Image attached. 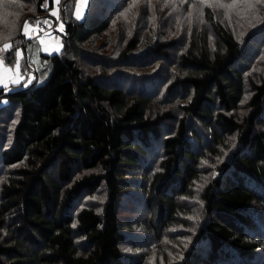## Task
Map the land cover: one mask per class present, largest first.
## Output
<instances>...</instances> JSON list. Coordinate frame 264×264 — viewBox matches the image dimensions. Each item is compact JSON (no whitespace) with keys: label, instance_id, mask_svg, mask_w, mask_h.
I'll return each mask as SVG.
<instances>
[{"label":"trees","instance_id":"trees-1","mask_svg":"<svg viewBox=\"0 0 264 264\" xmlns=\"http://www.w3.org/2000/svg\"><path fill=\"white\" fill-rule=\"evenodd\" d=\"M62 1L66 42L41 53L51 65L46 81L0 86V264H264V72H253L248 57L262 31L247 45L236 13L187 0L204 24L196 21L173 59L179 38L160 25L119 53L113 7L105 15L90 0L79 20L67 11L77 0ZM0 2L6 19L13 15L1 42L9 62L25 49L26 71H36L24 25L48 22L55 0ZM96 36L105 59L85 46ZM132 54L166 61L164 83L156 88L151 76L139 91L104 83L121 66L116 59ZM94 194L105 195L100 211L76 207ZM135 195L156 240L146 256L124 249L135 225L123 207Z\"/></svg>","mask_w":264,"mask_h":264},{"label":"rangeland","instance_id":"rangeland-1","mask_svg":"<svg viewBox=\"0 0 264 264\" xmlns=\"http://www.w3.org/2000/svg\"><path fill=\"white\" fill-rule=\"evenodd\" d=\"M4 1V0H3ZM14 1V0H12ZM20 3L22 6H26L27 8H30L32 5L31 0H16ZM100 3V7L103 8L102 13L104 12L105 15H108L110 10H112L111 7L115 9V14L113 16V25L112 30L109 33L113 40H118V43L120 44L119 53L124 46L122 42L127 40L128 38L132 37L134 34L140 32L143 33L146 29L155 30V28L160 25V28L164 29V34L167 37L176 36L179 38V44L176 46V50L173 52L172 48V54L169 56V58H174L176 56V52L180 51L182 47L186 44L188 35H192L193 33V27L196 26L197 20H201V27L204 24V20L201 17L200 19H197L198 17V5L194 6V4H189L187 0H150L151 5L147 8H142L144 4H146L145 0H97ZM198 4L202 5V7H205V5L209 4L207 2H215L216 4H224L223 0H196ZM235 2V8H227L224 7L226 12H229L231 15L236 13L237 17H235V24H236V33L239 37L245 38L248 34H250L244 41L248 45L250 41L254 40L253 36L262 31L260 34H257L255 36V39H259V43L251 48L250 52L248 53V57L250 58L249 63L252 68L253 72H264V0H234ZM2 2V1H1ZM0 2V3H1ZM62 0H59V3L55 2V7L52 11H57L58 16L50 15L48 18V23L54 24L55 20L57 22L56 26L57 29L53 31L52 33H48L44 36H37L34 31L31 29L32 24L36 23L35 20H28L27 23L31 26L29 30V35L26 36V39L29 41L28 44V59L29 61L35 66L36 71L34 70L33 66H31V70L26 71V63L24 61V58L26 59V53L25 49L24 52H18L17 56H15V53H12L11 59L12 61L9 62L8 60V52L10 53L9 48L5 50V44H1V42L6 38L5 34L7 33V30H4L3 28H7V25L11 21V18L13 15H10L7 19L4 15V13H10L8 11V8H4L3 5L0 6V61H2V65H4L7 70L12 73L13 76H7L5 81H0V86H6L8 89L13 88L15 84L21 83L24 79L25 82L23 86L29 85L34 78H36V83L41 84L44 83L48 77L49 70L51 68V65L49 63H45L42 57V52L44 53H59L62 51L64 44L66 42V39L63 38V34L66 32L64 21H63V7H62ZM90 0H77V4L75 8L72 10L71 5L69 3L68 6V13L71 16L72 11L73 13L78 16L79 14V20L84 18V11L85 8L89 5ZM189 6L187 7V5ZM247 4L254 5L253 8L250 10L247 8ZM157 6L159 10H161V19L156 18V13L154 6ZM225 5V4H224ZM229 5V4H226ZM243 5V6H242ZM185 7H187L185 9ZM239 7V8H238ZM83 9V10H82ZM185 9V10H184ZM12 11V9H10ZM184 10V11H182ZM51 11V12H52ZM131 11L133 13H131ZM13 12V11H12ZM101 13V14H102ZM184 14L185 17L191 18L189 20H185L183 18H180V16ZM174 16H178V19H176L174 22L172 21V18ZM260 16H263L262 19L259 21ZM34 21V22H33ZM44 21V20H43ZM237 21V23H236ZM3 22V23H2ZM45 22V21H44ZM6 24V25H4ZM4 26V27H1ZM61 25H63V29L60 30ZM253 34V35H251ZM123 36H126L125 38H121ZM43 39L44 43L41 44L40 40ZM120 38V39H119ZM99 37H95L90 43L85 45L87 47V50L90 54H95V52L99 55L100 59L102 56V59H105L106 54H101L100 49L105 50V48H101ZM108 40H110L109 34H108ZM49 45H48V44ZM8 45V44H7ZM49 48L47 49V47ZM118 53V54H119ZM117 54V55H118ZM104 55V56H103ZM90 59L96 58L95 56L89 57ZM91 59V60H92ZM152 57L143 58V56L132 54L127 59H116V61H121V66L118 67H111V71L114 70L109 76H103L104 83H113V81H116L118 84H124L125 89H128L129 86L133 85L135 91H139L140 88L143 85H146V82L148 79L152 76L153 78V85L157 88L158 86H161L164 83V77L165 73H161L160 70L162 68H166L168 66V63L163 60H150ZM84 60V59H82ZM27 61V59H26ZM104 61V60H103ZM112 65V64H110ZM26 72V74H23L22 72ZM48 71V72H47ZM24 72V73H25ZM47 72V74H45ZM109 77V78H108ZM108 78V79H107ZM107 80V81H106ZM15 81L16 83H14ZM148 89L146 92H149V87L152 89V87L147 84ZM149 93H154L149 92ZM168 127L166 126L165 129ZM153 146H157V144H153ZM146 165H151L153 157H146ZM1 182V179H0ZM81 199V200H80ZM142 197L140 195H135V198L130 197L129 199H126V204L123 207L122 217L127 219L129 223H134L135 227L129 231V234H127V243H130L129 245H126L124 248L125 251L132 254L134 253V250L142 254V256H146L151 250V248H154L153 246L156 243L155 237H153L147 230L145 226V204L142 202ZM105 200V195H91V196H85V198H79L76 202V207L84 206L85 204H91L90 206H93L98 211L101 210V203ZM191 215L188 216V222L195 221L196 214L190 213ZM162 241V240H161ZM165 242L167 240H164ZM150 248V249H149ZM154 250V249H152ZM160 262L154 260L153 264H160Z\"/></svg>","mask_w":264,"mask_h":264},{"label":"snow or ice","instance_id":"snow-or-ice-1","mask_svg":"<svg viewBox=\"0 0 264 264\" xmlns=\"http://www.w3.org/2000/svg\"><path fill=\"white\" fill-rule=\"evenodd\" d=\"M55 2H56V3H59V0H55ZM85 2H86V0H85ZM245 2H247V0H245ZM209 6H211V5H209ZM216 6H217V7H227V8H232V7H235L236 5H235V4L224 5V4H219V3H217ZM45 7H47V5H45ZM253 7H254V5H252V4H247V8H248L249 10H250L251 8H253ZM51 15H53V16H58V13H57V11H52V12H51ZM77 18H80V17H79V14H78ZM44 23H48V22L45 21ZM36 27H37V28L39 27V22H37ZM30 28H31V26L26 22L25 25H24V35H25V36H28V35H29V30H30ZM62 29H63V25H61V27H60V30H62ZM31 30H32V31H35L36 29H35V28H32ZM40 30L43 31V29H40ZM40 43H41V44L44 43V41H43L42 38H41V40H40ZM8 48H10V45L5 44V50H7ZM13 82H15V81H13Z\"/></svg>","mask_w":264,"mask_h":264},{"label":"built area","instance_id":"built-area-1","mask_svg":"<svg viewBox=\"0 0 264 264\" xmlns=\"http://www.w3.org/2000/svg\"><path fill=\"white\" fill-rule=\"evenodd\" d=\"M37 22H39L38 28L36 27ZM37 22L32 24V27L36 29L34 33L37 36H44L48 33H52L53 31L57 29V26H56L57 22H55L54 24L44 23L43 20H39ZM40 29H43V31H41Z\"/></svg>","mask_w":264,"mask_h":264},{"label":"crops","instance_id":"crops-1","mask_svg":"<svg viewBox=\"0 0 264 264\" xmlns=\"http://www.w3.org/2000/svg\"><path fill=\"white\" fill-rule=\"evenodd\" d=\"M83 10V9H82ZM48 44V43H47ZM49 45V44H48ZM47 45V46H48ZM49 48V46L47 47V49ZM48 53V52H47ZM8 68H6L4 65H2V61H0V81L2 82V81H5V79H6V77L7 76H13L14 74H13V72L12 73H10L8 70H7ZM14 83H16V82H14ZM4 86V85H3Z\"/></svg>","mask_w":264,"mask_h":264}]
</instances>
